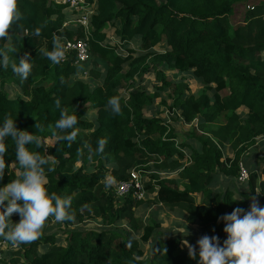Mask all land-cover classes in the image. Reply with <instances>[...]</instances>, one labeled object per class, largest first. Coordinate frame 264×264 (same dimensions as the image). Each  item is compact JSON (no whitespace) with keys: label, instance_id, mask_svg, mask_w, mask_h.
Wrapping results in <instances>:
<instances>
[{"label":"trees","instance_id":"obj_1","mask_svg":"<svg viewBox=\"0 0 264 264\" xmlns=\"http://www.w3.org/2000/svg\"><path fill=\"white\" fill-rule=\"evenodd\" d=\"M84 1L94 7L85 62L66 54L51 64L41 55L54 40L61 45L64 37L85 36L77 12L63 0H17L20 18L7 39L0 38V48L16 49L11 59L18 62L27 53L32 62L23 81L10 66L0 68V119L11 115L18 129L41 138V148L26 147L49 159L45 187L70 196L75 217L71 222L47 218L30 243L13 245L0 237L5 241L0 264H198L184 243L195 245L196 237L177 229L164 233L160 220L143 222L135 214L143 205L159 204L153 211L176 210L184 224L197 226L198 235H215L221 244L226 234L218 217L237 207L247 211L253 200L264 207V141L256 139H264V0ZM107 29L118 42L107 39ZM149 58L162 64L154 73V94L123 91L126 82L142 75ZM100 59L106 61L103 70ZM164 70L183 79L188 75L201 90L176 83L168 91ZM16 82L21 94L5 90V83ZM112 96L119 97V115L107 107ZM57 97L77 116L70 146L51 135L60 114L53 104ZM155 97L158 106L171 109V121L146 112ZM221 114L224 120L209 127ZM177 123L193 124L184 139ZM98 140L106 141L99 152ZM4 144L0 186L22 170L11 137ZM227 144L231 157L224 153ZM251 159L258 161L255 167L248 165ZM239 164L248 170L245 181L238 178ZM150 165L154 170L142 178L146 195L114 194L132 169L150 170ZM10 220L18 222L19 215ZM124 221L139 234H130Z\"/></svg>","mask_w":264,"mask_h":264},{"label":"clouds","instance_id":"obj_2","mask_svg":"<svg viewBox=\"0 0 264 264\" xmlns=\"http://www.w3.org/2000/svg\"><path fill=\"white\" fill-rule=\"evenodd\" d=\"M20 15L17 0H0V38L7 39L8 30L19 20ZM41 27L35 28L32 34L38 36ZM15 52L14 47L0 48V68L10 66L12 73L23 81L28 79L32 72V62L27 53L16 62L11 59V54ZM41 55L51 64H58L64 56V49L54 40L53 48L42 49ZM53 104L60 114L52 126L51 135L56 137L57 142L62 140L70 146L77 136L74 127L77 124V116L65 110L59 97ZM107 107L112 115H119V97H109ZM39 127L36 123L35 128ZM8 137H11L15 144V159L22 170L18 178L0 186V237L13 245H19L37 240L47 218L54 217L58 222H71L75 217L70 211L72 198H62L55 193H49L45 187L47 179L44 166L49 165V159L26 147L35 145L36 148H41V138L33 132L18 129L11 115H5L0 119V160L6 151L4 141ZM105 143V140H98V152L103 150ZM3 168L0 163V177L3 175ZM47 171L52 172V167L48 166ZM13 213L19 215V221L16 223L10 220ZM218 220L224 223L222 230L226 238L223 243L220 244L215 235H203L195 245L185 241L190 258L198 257V264H264V207L253 200L247 211L237 207L218 217ZM128 246H131V241Z\"/></svg>","mask_w":264,"mask_h":264},{"label":"rangeland","instance_id":"obj_3","mask_svg":"<svg viewBox=\"0 0 264 264\" xmlns=\"http://www.w3.org/2000/svg\"><path fill=\"white\" fill-rule=\"evenodd\" d=\"M134 47H136V46H134ZM89 58H90V55H89ZM89 58H88V60H89ZM90 61L92 63H95V61H92V60H90ZM98 63H99L98 68L103 70L105 65H106L105 59L98 60ZM86 67H87V65H86ZM145 67H146L145 71L142 73L141 76H138L134 82H132V81L126 82L128 84V88L125 87L123 89V91H125L126 93L129 90L144 91L145 93H148L151 96L154 94V83H156L154 73H155L156 69H159L162 67V64L154 58H149L147 63L145 64ZM125 68H126V66H125ZM164 71L166 73L167 81L170 82V85L167 88L168 91L173 90L174 88L172 89V87L176 83H184L186 86L189 85L191 91L194 93H199V91L201 90L200 85L196 84L194 82L195 80L193 78L189 77L188 75L185 79H183L181 74H176L172 70H164ZM85 78L87 79V77H85ZM4 88L6 91L8 90V91L12 92V94H21V87L19 86V84L17 82L16 83H5ZM159 100H160V98L155 97V104L149 108H145L147 110V111L146 110L145 111L148 113L152 112L160 118H165L166 121H171V119L169 118L170 115H172L171 109L168 108V105H167V107L166 106H158L157 103ZM166 103L167 104L170 103V99L167 100ZM89 116H91V115H89ZM223 120H224V118L221 114L220 116H218L216 118L215 123L210 124L208 126L211 128L212 127L215 128L218 126V123H221ZM193 122H194V126H195L196 123H195V121H193ZM192 128H193V124H191V123H189V124L188 123L187 124L177 123L175 130L177 131V133H179V137L181 139H184L185 136H187V134L192 130ZM195 131H197V130H195ZM198 133H199V131H198ZM256 139H257L258 144L261 143L262 141H264V139L262 137H257ZM223 149H224V153L227 156H229V157L232 156V149H231L229 144H227ZM252 149H253V147H252ZM256 162L257 161L251 159L248 162V165L250 167H253V166L255 167ZM136 168L139 170V174L140 175L142 174L143 179H146V177H147L146 174L148 172H150L151 170H154L152 165L149 166L150 170H145V171L142 168H139V167H136ZM159 174L162 175L161 172H159ZM173 175L174 174H172V175L166 174L164 176L172 177ZM156 208L160 209L161 207H160V205L159 206L158 205L157 206L143 205V206H141V208H139L136 211L135 215L139 219L143 220V222L150 221L152 218H156V219L160 220L161 221L160 222L161 223L160 229L162 227L164 233H171L175 229H177L183 235H187V236L193 235L194 237L197 238L196 241L201 237L200 234L199 235L197 234V226L194 223L193 224H184L185 220H184V218H182L179 215L178 211H176V210L166 211L165 210V211H162L160 213V211L159 212H157L156 210L153 211ZM151 211H153V212H151ZM124 222H125L124 223L125 226L127 227V230H129L130 234H132V235H138L139 234V232L130 229L128 227V225L126 224V221H124ZM183 226L185 228H183Z\"/></svg>","mask_w":264,"mask_h":264},{"label":"built area","instance_id":"obj_4","mask_svg":"<svg viewBox=\"0 0 264 264\" xmlns=\"http://www.w3.org/2000/svg\"><path fill=\"white\" fill-rule=\"evenodd\" d=\"M67 3V6L77 12L76 21L80 23L85 33L82 38H66L62 39L61 45L64 49V56L66 54H72L75 63L85 62L89 57V43L87 40L90 16L94 12L92 4L85 2L84 0H63ZM62 58V59H63ZM238 178L241 181H245L248 178V170L242 164H239ZM132 192L136 198H142L144 196L142 174H139V170L134 168L130 171V176L126 180L120 181L114 188V194L116 196L127 195ZM4 240L0 239V246L4 245ZM1 256V250H0Z\"/></svg>","mask_w":264,"mask_h":264},{"label":"crops","instance_id":"obj_5","mask_svg":"<svg viewBox=\"0 0 264 264\" xmlns=\"http://www.w3.org/2000/svg\"><path fill=\"white\" fill-rule=\"evenodd\" d=\"M106 31H108V32H107V39H108V40H110V41H112V42H118V40H117L114 36L111 35L110 30L107 29ZM106 41H107V40H106ZM131 46H135V45H131ZM252 147H253V146H252ZM252 147H250V149H249L250 151H251ZM255 161H257V160H255ZM256 163H258V161H257ZM161 173H162V175H166V174H167V175H172V174H169V173H167V172H161ZM142 180H143V179H142ZM143 189H144V183H143ZM144 192L146 193L145 189H144ZM145 193H144V195H146ZM157 205L159 206V204H157ZM157 205L154 204V206H157ZM150 206H152V205H150ZM156 211L159 212L158 210H156ZM164 211H165V210H164Z\"/></svg>","mask_w":264,"mask_h":264}]
</instances>
